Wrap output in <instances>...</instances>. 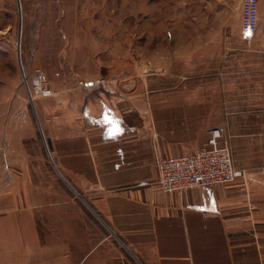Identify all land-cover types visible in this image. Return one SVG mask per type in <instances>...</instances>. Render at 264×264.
I'll list each match as a JSON object with an SVG mask.
<instances>
[{
  "label": "crops",
  "instance_id": "crops-1",
  "mask_svg": "<svg viewBox=\"0 0 264 264\" xmlns=\"http://www.w3.org/2000/svg\"><path fill=\"white\" fill-rule=\"evenodd\" d=\"M68 78L36 107L49 161L20 163L18 184L0 186V264H264L263 125H218L200 89L144 99ZM217 126L243 174L162 190L158 157L193 152ZM44 174L51 184L31 180Z\"/></svg>",
  "mask_w": 264,
  "mask_h": 264
},
{
  "label": "rangeland",
  "instance_id": "rangeland-1",
  "mask_svg": "<svg viewBox=\"0 0 264 264\" xmlns=\"http://www.w3.org/2000/svg\"><path fill=\"white\" fill-rule=\"evenodd\" d=\"M258 7V28L246 33L240 0H0V186L18 184L20 163L31 168L42 154L49 161L36 107L50 105L52 93L41 94L36 74L51 91L74 76L85 87L111 82L144 99L200 89L218 125L264 126V0ZM214 128L232 151L223 127L208 137ZM41 176L31 180L51 184Z\"/></svg>",
  "mask_w": 264,
  "mask_h": 264
},
{
  "label": "built area",
  "instance_id": "built-area-1",
  "mask_svg": "<svg viewBox=\"0 0 264 264\" xmlns=\"http://www.w3.org/2000/svg\"><path fill=\"white\" fill-rule=\"evenodd\" d=\"M240 27L246 33L258 28V0H240ZM97 84L100 80L95 81ZM88 84L92 85V82ZM42 95H50L51 89L40 85ZM220 128L210 131L207 141L189 154L162 155L156 160L157 182L164 191L178 190L229 182L243 174L233 164L229 145L218 144Z\"/></svg>",
  "mask_w": 264,
  "mask_h": 264
},
{
  "label": "bare ground",
  "instance_id": "bare-ground-1",
  "mask_svg": "<svg viewBox=\"0 0 264 264\" xmlns=\"http://www.w3.org/2000/svg\"><path fill=\"white\" fill-rule=\"evenodd\" d=\"M33 83L38 89V87L41 85V76L39 74H36V76L34 77Z\"/></svg>",
  "mask_w": 264,
  "mask_h": 264
}]
</instances>
